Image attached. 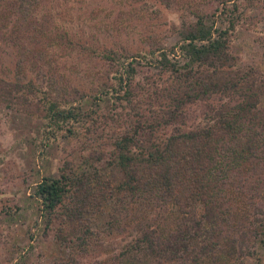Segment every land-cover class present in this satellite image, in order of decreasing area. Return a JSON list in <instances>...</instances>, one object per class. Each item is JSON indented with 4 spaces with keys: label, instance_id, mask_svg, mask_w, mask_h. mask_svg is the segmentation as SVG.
I'll return each mask as SVG.
<instances>
[{
    "label": "trees",
    "instance_id": "16d2710c",
    "mask_svg": "<svg viewBox=\"0 0 264 264\" xmlns=\"http://www.w3.org/2000/svg\"><path fill=\"white\" fill-rule=\"evenodd\" d=\"M41 1L0 0V17L20 27ZM230 1L229 25L198 14L177 27L180 38L168 47L103 49L111 64L88 85H59L52 62L44 58V70L30 47L3 65L5 104L40 92L51 134L84 137L89 151L77 170L32 185L45 227L55 228L63 249L45 264H81L99 248L97 218L106 205L109 232L119 228L125 239L108 256L111 264H244L256 241L264 245V72L237 64L231 53L239 5L218 0L215 8L224 13ZM66 36L61 29L49 38L71 43ZM138 66L153 69V77L138 80ZM107 102L116 104L110 117L102 111ZM194 104L201 111L195 124ZM109 121L112 137L104 143Z\"/></svg>",
    "mask_w": 264,
    "mask_h": 264
},
{
    "label": "rangeland",
    "instance_id": "374dc122",
    "mask_svg": "<svg viewBox=\"0 0 264 264\" xmlns=\"http://www.w3.org/2000/svg\"><path fill=\"white\" fill-rule=\"evenodd\" d=\"M171 1V5L165 6L162 0H42L20 27H13L9 18L0 17V71L4 64L17 58L19 51L30 47L41 55L44 70L48 69L45 60L52 62L55 71L50 72H55L59 85L66 82L88 85V79L94 80L99 70L110 66L111 61L101 57L103 49L109 46L118 50L125 46L133 53L155 44L168 47L180 38L177 27L194 21L198 14L214 18L220 25H229L228 19L233 14L231 1L224 7V13L215 8L219 6L218 0ZM235 1L240 14L235 15L230 28L231 53L237 64H252L264 72V0ZM61 29L67 34L64 42L68 37L71 43L57 44L58 41L49 38ZM128 60L125 58L123 62ZM136 68L138 80L147 74L153 77V69ZM30 74L33 78L39 76L35 70ZM41 97L40 92L21 94L9 106L0 98V264H13L16 260L45 264L62 255L55 228L45 227L38 201L30 194L32 185L45 174L58 176L63 169L77 170L82 157L89 153L84 137L67 140L60 134L58 137L51 134L45 106L38 101ZM110 103L102 106L109 117L116 105ZM188 110L195 116V124L200 107L194 104ZM112 130L109 121L103 130L104 143L111 141ZM110 149L105 147L107 157ZM260 203L264 208V199ZM108 209L106 205L103 216L97 218L99 248L83 254L81 264H111L108 256L125 241L118 233L119 228L109 232ZM244 264H264V245L256 241L255 253L245 257Z\"/></svg>",
    "mask_w": 264,
    "mask_h": 264
}]
</instances>
